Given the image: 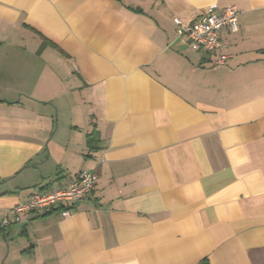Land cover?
<instances>
[{
  "label": "crops",
  "instance_id": "crops-1",
  "mask_svg": "<svg viewBox=\"0 0 264 264\" xmlns=\"http://www.w3.org/2000/svg\"><path fill=\"white\" fill-rule=\"evenodd\" d=\"M210 6L223 67L175 34ZM0 264H264V0H0Z\"/></svg>",
  "mask_w": 264,
  "mask_h": 264
},
{
  "label": "built area",
  "instance_id": "built-area-1",
  "mask_svg": "<svg viewBox=\"0 0 264 264\" xmlns=\"http://www.w3.org/2000/svg\"><path fill=\"white\" fill-rule=\"evenodd\" d=\"M239 11L234 6L218 9L210 6L201 12L190 24H183L174 19L177 38H185L194 51H203L215 55L214 66L223 67L228 58L227 47L220 40V32L228 28L232 33L238 31ZM96 176L91 171H82L64 188L55 190L41 189L32 194L27 202L14 207L5 216L1 227L17 222L18 215L24 212L52 209L60 207L62 218L70 217L79 203L87 199L94 190Z\"/></svg>",
  "mask_w": 264,
  "mask_h": 264
}]
</instances>
